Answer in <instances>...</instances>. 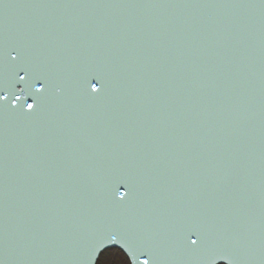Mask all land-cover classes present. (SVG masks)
<instances>
[{
	"label": "water",
	"instance_id": "1",
	"mask_svg": "<svg viewBox=\"0 0 264 264\" xmlns=\"http://www.w3.org/2000/svg\"><path fill=\"white\" fill-rule=\"evenodd\" d=\"M5 29L66 87L38 113L0 114V260L83 264L119 225L163 264H193L177 237L196 217L206 244L264 262L261 0H0V43ZM90 68L108 81L94 99L74 88ZM113 170L134 186L124 209Z\"/></svg>",
	"mask_w": 264,
	"mask_h": 264
},
{
	"label": "snow or ice",
	"instance_id": "2",
	"mask_svg": "<svg viewBox=\"0 0 264 264\" xmlns=\"http://www.w3.org/2000/svg\"><path fill=\"white\" fill-rule=\"evenodd\" d=\"M264 3V0H261ZM5 8L36 7L31 4L3 5ZM63 78H53L51 67L39 60L24 43L9 39L5 29L0 43V114L26 117L38 113L49 105L54 97L65 91ZM74 88L79 95L94 99L108 90V81L103 70L90 68L76 74ZM19 95H16V93ZM25 103H18L21 100ZM108 199L114 209H124L134 199L135 190L127 172L111 171L107 177ZM179 246L197 257V264H238L229 251L206 244L200 220L187 217L183 230L177 237ZM0 264H8L5 257ZM83 264H163L151 239L130 228L119 225L99 230L90 241L83 257ZM264 264V262H262Z\"/></svg>",
	"mask_w": 264,
	"mask_h": 264
},
{
	"label": "bare ground",
	"instance_id": "3",
	"mask_svg": "<svg viewBox=\"0 0 264 264\" xmlns=\"http://www.w3.org/2000/svg\"><path fill=\"white\" fill-rule=\"evenodd\" d=\"M127 34H128V33H127ZM122 36L125 37L126 34H125V33H122L121 37H122ZM121 74L124 75V74H125V71L122 72ZM181 96H182V95H181ZM182 99L186 100V98H185L184 96L181 97V100H182ZM71 108H72V107H69V109H71ZM73 158L75 159L76 157L74 156ZM74 159H73V160H74ZM219 160H220V159H218V161H219ZM219 162H220V161H219ZM211 168H212V167H211ZM81 172H82V171L77 172V173H81ZM87 174H90V173L88 172ZM76 177L79 178V177H81V175L76 174ZM79 179H80V178H79ZM86 185H87V184H86ZM111 218H112V216H111ZM172 257H173V258H172L173 263H174V264H177V260H178L177 257H178V256H176V257H175V256H172ZM195 259L197 260V257H195ZM190 264H191V263H190ZM193 264H197V263H193ZM239 264H240V263H239Z\"/></svg>",
	"mask_w": 264,
	"mask_h": 264
}]
</instances>
